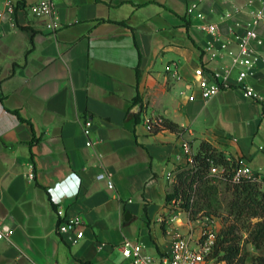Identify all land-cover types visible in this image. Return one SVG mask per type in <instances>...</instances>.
Here are the masks:
<instances>
[{
    "label": "crops",
    "instance_id": "obj_1",
    "mask_svg": "<svg viewBox=\"0 0 264 264\" xmlns=\"http://www.w3.org/2000/svg\"><path fill=\"white\" fill-rule=\"evenodd\" d=\"M39 1L0 0V264H132L126 240L165 256L175 229L196 226L167 195L203 141L264 177V46L253 42L247 79L262 102L235 85L204 100L195 78L233 65L262 0H52L53 31L29 9ZM150 117L178 129L149 133ZM69 218L82 222L76 242L58 232Z\"/></svg>",
    "mask_w": 264,
    "mask_h": 264
},
{
    "label": "built area",
    "instance_id": "obj_2",
    "mask_svg": "<svg viewBox=\"0 0 264 264\" xmlns=\"http://www.w3.org/2000/svg\"><path fill=\"white\" fill-rule=\"evenodd\" d=\"M263 4H264V0ZM30 11L39 19L44 22L45 27L48 30H55L57 28L58 12L57 6L52 0H41L30 6ZM8 11L14 13V7L10 4ZM187 14L196 16L199 19H204V14L200 11V5L198 3H191L187 8ZM260 23H264V11H260L255 14L254 20L248 25L247 33L243 36H236V40L240 46L238 55L234 57L233 65L222 70L216 71L212 75V79L206 76L203 68H199L195 71V78L199 81L202 96L204 100H209L217 96L222 90L232 88L234 85L238 86L242 91L245 98L262 102L261 95L247 83V79L256 74V65L259 60V56L253 49V42L260 46H264V38H262L258 32L257 27ZM212 36H216L218 32V26L216 24H210L206 27ZM226 44L222 45V48H226ZM216 57V54L212 55ZM239 67L240 70L237 74L235 81L233 82L234 68ZM145 126L149 133H155L156 128L163 126L162 117H150L145 119ZM93 129V122L87 120L83 126V132L88 138L87 146L94 145V141L91 139ZM189 151V145L185 146ZM192 159V164H193ZM30 178L34 175L30 174ZM242 179H255L264 184L263 176L260 173L254 172L247 164L239 163L233 176L234 182H240ZM98 181H106L109 188H114L113 182L107 176L106 173H100L97 176ZM59 203V200H55ZM60 217H65L63 210L58 211ZM81 220L77 218H69L58 228L60 234L69 235L72 242H76L78 239L84 237V231L79 229ZM11 236V229L5 226L0 221V241L7 239ZM215 236L209 234L208 238L203 241L202 238L197 237L196 233L183 232L180 229H175L173 232V240L171 250L165 256L157 259L145 252L143 244L138 241L126 240L121 246L122 255L130 259L132 264H206L207 258L211 254L215 245Z\"/></svg>",
    "mask_w": 264,
    "mask_h": 264
},
{
    "label": "trees",
    "instance_id": "obj_3",
    "mask_svg": "<svg viewBox=\"0 0 264 264\" xmlns=\"http://www.w3.org/2000/svg\"><path fill=\"white\" fill-rule=\"evenodd\" d=\"M165 129L177 130L178 126L163 118V126L155 131ZM193 161L191 166L177 169L173 191L167 195V202L170 205L177 203L195 219L199 213L195 209V197L203 191L202 187H207L204 185H209L208 175L212 166H229L231 163L226 155L206 141L201 143ZM261 186L262 183L255 179H242L233 184L234 199L230 204L233 220L220 230L214 247L215 257L219 256L220 261L226 264H264V255L247 261L242 248V242L246 240L257 250L264 249V189Z\"/></svg>",
    "mask_w": 264,
    "mask_h": 264
},
{
    "label": "rangeland",
    "instance_id": "obj_4",
    "mask_svg": "<svg viewBox=\"0 0 264 264\" xmlns=\"http://www.w3.org/2000/svg\"><path fill=\"white\" fill-rule=\"evenodd\" d=\"M227 159L229 158L227 157ZM229 160L231 163L229 166H212L210 174L208 175L209 185H204L208 188L202 187L203 191L195 197L197 202L195 209L199 210L195 219L190 213L179 208L177 203L171 205L173 211L180 212L189 221L196 223V226L193 227L194 229L188 231L196 233L197 237H201L203 241L208 238L209 234H213L215 240H217V235L223 226L233 220V217L230 216V204L234 199V180L232 176L237 168V163H234L231 159ZM261 187L264 189V184ZM246 237L245 234L244 238ZM242 248L247 261H251L259 255H264V249L257 250L251 243L246 242V240L242 242ZM214 249L208 256L206 264H226V262L220 261L219 256L215 257Z\"/></svg>",
    "mask_w": 264,
    "mask_h": 264
}]
</instances>
